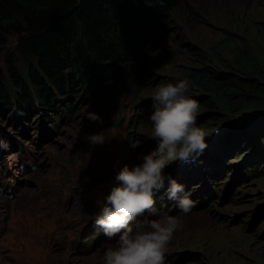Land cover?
<instances>
[{
	"label": "rangeland",
	"instance_id": "374dc122",
	"mask_svg": "<svg viewBox=\"0 0 264 264\" xmlns=\"http://www.w3.org/2000/svg\"><path fill=\"white\" fill-rule=\"evenodd\" d=\"M172 6L175 11L166 24L167 35L157 48L159 54L148 60L147 74H136L130 66L117 67L119 83L106 103L96 104L80 91L81 97L74 102L81 108L79 114L57 127L50 120L41 124L45 132L37 141V113L28 122L20 120L18 127L7 121L11 110L0 121L5 135L0 144V221L5 226L0 230V264H104L106 246L116 238L105 236L95 217L111 189L121 184L116 179L119 172L142 163V156L157 147L152 122L146 119L145 126L137 116L144 115L145 106L152 113L158 85L183 80L188 69L205 62L204 56L221 73L235 71L241 53L249 60L264 58L260 31L264 0H175ZM16 43L17 38L10 36L0 52V72L6 82L13 79L9 56L23 80H27L28 66L35 67L33 60L16 52ZM186 94L193 99L205 97L197 100V117H204L197 126L205 119H213L211 128L221 123L212 114L223 111L204 104L210 98L207 91L190 87ZM89 112L99 114L103 123L90 122ZM258 124L264 127L257 121L237 133L254 147L239 146L230 158L205 169V178L200 180L204 171L189 178L186 193L194 189L195 204L208 200L206 204L187 215L171 210L172 205L154 207L157 214L148 212L139 218L158 219L164 213L179 216L181 225L168 244L165 264H264V162L256 159L254 166L243 162L247 154L259 155L264 149L261 130L255 129ZM97 133H103V144L93 145L85 138ZM207 145L204 153L211 148ZM244 151L249 152L240 158ZM172 169L174 179L185 183L184 163L169 162L165 174L171 175ZM214 169L224 171L213 182L221 191L209 183ZM209 185L214 190L211 196ZM20 188L31 190L32 195L18 199L15 191ZM166 191L167 183L159 193Z\"/></svg>",
	"mask_w": 264,
	"mask_h": 264
},
{
	"label": "trees",
	"instance_id": "16d2710c",
	"mask_svg": "<svg viewBox=\"0 0 264 264\" xmlns=\"http://www.w3.org/2000/svg\"><path fill=\"white\" fill-rule=\"evenodd\" d=\"M174 2L0 0V52L10 36H15L16 52L33 60L35 66H28L27 80H23L15 71L13 58L8 57L13 79L6 82L0 72V121L11 110L7 121L15 127L22 123L20 120L30 121L35 113L36 130L48 120L57 127V123L69 122L81 111L74 103L81 97L80 91L88 93L96 104L106 103L119 83L117 67L130 66L136 74H147V62L153 59L148 53L166 34V24L175 11ZM260 31L264 35V25ZM240 55L235 71L221 73L214 70L208 64L212 60L204 56L205 62L201 66L184 73L183 80H187L190 87L210 94V98L204 101L208 108L223 111V114H212L221 123L211 128L213 119H205L199 126L208 134L206 140L210 139L209 134H213L219 143L200 160L189 164L184 170L186 181L191 173L196 178L201 175L203 170L196 167L204 162L211 166V170L230 158L238 147L235 145L237 139L244 136H237L238 131L257 121L264 123V58L257 61ZM84 98L86 96H82ZM146 107L144 117L149 112ZM137 118H141V114ZM197 120H204V117H197ZM140 122L146 126L145 120ZM255 129L261 130L259 138L264 142V127L258 124ZM1 130L0 127V141L4 137ZM250 146L254 147V144ZM251 159L245 160L249 162ZM223 174L222 170L214 169L209 174V182L217 181ZM183 185L184 190L189 188L188 184ZM155 201L157 206L176 204L167 197Z\"/></svg>",
	"mask_w": 264,
	"mask_h": 264
},
{
	"label": "clouds",
	"instance_id": "9594fccd",
	"mask_svg": "<svg viewBox=\"0 0 264 264\" xmlns=\"http://www.w3.org/2000/svg\"><path fill=\"white\" fill-rule=\"evenodd\" d=\"M148 54L155 58L159 50H151ZM189 89L190 84L187 80L158 85V91L153 96V111L148 116L153 125L157 147L142 156V163L131 169L125 166L119 172L116 179L121 184L111 189L106 202L101 203V210L95 217L94 222L103 230L104 235L110 240L116 238L114 244L106 246L103 253L104 264H165L168 244L181 225L179 216L164 213L158 219L139 218L145 216V213L153 212L154 207H158L155 200L165 197L176 201V204L171 202L167 205H172L176 211L180 209L185 215L194 207H201L208 202L199 201L195 204L196 200L193 199L196 194L192 195L191 192L194 189L186 193L183 184H187L188 181L178 183L173 177L175 170H171V175L165 174L169 162L184 163L186 169L190 163H195L205 156L207 144L211 145V150L219 143L213 134L212 136L209 134L210 139L205 140V135L208 134L197 126L200 105L196 99L186 94ZM87 119L93 123H103V118L95 112H89ZM85 138L93 145L105 142L103 133L90 134ZM247 152L249 151H244L239 157ZM250 157L252 159L248 163L252 166L256 159L264 161L262 153L254 156L247 154L245 159ZM210 167L201 164L196 168L209 170ZM249 169V165L246 164V170ZM184 176L187 174L184 173ZM166 183L167 191L159 193L165 188ZM209 188L211 196L214 190L211 185ZM218 190L220 189H216L215 185V191ZM189 195H192L191 199Z\"/></svg>",
	"mask_w": 264,
	"mask_h": 264
},
{
	"label": "bare ground",
	"instance_id": "6f19581e",
	"mask_svg": "<svg viewBox=\"0 0 264 264\" xmlns=\"http://www.w3.org/2000/svg\"><path fill=\"white\" fill-rule=\"evenodd\" d=\"M162 35V34H161ZM166 37V34H164V36L162 35L158 40H157V43L155 44V47H153L152 48V50H156L159 46H162L163 44H161L160 43V41H161V39H163V38H165ZM144 71V70H143ZM28 126V125H27ZM30 127V125L27 127V128H29ZM56 127V126H55ZM38 132V133H37ZM43 132H45L44 131V129H39V130H37L36 131V133H34V136H35V138H34V140H36L37 141V137L38 138H41L42 137V133ZM54 132H55V130H54ZM29 134V133H28ZM153 135V134H152ZM5 136V135H4ZM15 136V135H14ZM235 145H237L238 147L239 146H243V145H245V146H250V145H252V143L251 142H248L247 140H246V137L245 136H240L238 139H237V142H236V144ZM154 150V149H153ZM127 155V154H126ZM21 156H22V154H21ZM128 156H130V155H128ZM130 158V157H129ZM132 158V157H131ZM204 167H207L208 166V164L206 163V162H204L203 164H202ZM195 167V165H192V168H194ZM204 171V170H203ZM205 178L206 177V172L204 171V175L200 178V180L202 179V178ZM21 188L20 189H17L16 191H15V193L17 194V198L18 199H20V200H22V201H24V200H26L29 196H31L32 195V193H30V192H32L31 190H29V189H27V188H23L21 191ZM28 191H30V192H28ZM5 229V226H4V224H3V221H0V230H4Z\"/></svg>",
	"mask_w": 264,
	"mask_h": 264
}]
</instances>
